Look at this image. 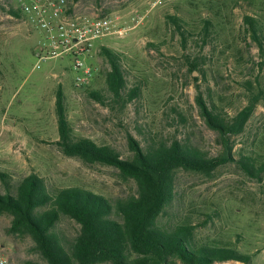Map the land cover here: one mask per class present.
<instances>
[{"label": "rangeland", "instance_id": "374dc122", "mask_svg": "<svg viewBox=\"0 0 264 264\" xmlns=\"http://www.w3.org/2000/svg\"><path fill=\"white\" fill-rule=\"evenodd\" d=\"M4 1L9 2L0 3ZM68 6L72 15L116 17L131 29L122 37L96 40L94 55L87 61L96 71L89 84L76 88L71 59L36 63L34 52L43 33L24 15L16 18L0 8V171L15 179L34 172L49 186L82 187L110 200L135 193L133 180L116 168L66 157L54 144L59 86L74 136L109 145L123 158L131 156L127 135L142 144L147 139H177L189 141L210 157L221 153L217 133L206 126L196 105V84L229 117L246 105L247 82L250 91L264 95V60L243 24V16L249 15L264 25V0H68ZM168 16L178 17L181 26L194 34L205 19L212 22L207 45L191 44L187 51L191 61L198 60L206 82L189 71ZM101 46L121 55L128 86L140 87V98L122 109H109L87 95L105 87L109 66L100 55ZM231 142L235 158L243 154L257 163L264 161V98ZM175 191L170 213L161 224L189 218L199 241L235 248L250 254L251 264H264V173L260 179L250 178L236 162L220 166L210 176L180 170ZM9 225L10 217L0 215L4 264H45L29 237L7 234ZM56 229L72 238L79 226L62 216Z\"/></svg>", "mask_w": 264, "mask_h": 264}, {"label": "trees", "instance_id": "16d2710c", "mask_svg": "<svg viewBox=\"0 0 264 264\" xmlns=\"http://www.w3.org/2000/svg\"><path fill=\"white\" fill-rule=\"evenodd\" d=\"M236 4V3H235ZM0 8L13 17L23 14L10 1L0 3ZM167 19L179 36L183 57L189 71H196L206 82L205 73L197 59L191 61L187 54L191 44L207 45L213 34V24L205 19L198 33L181 26L176 16ZM245 35L250 38L264 60V25L255 16L244 15ZM196 38V40L194 39ZM100 55L109 69L104 77L103 90H90L88 97L109 109H120L140 98L138 85L128 86L121 55L111 48L101 46ZM199 78H195L197 82ZM247 82L246 105L234 116L224 113L196 84L195 102L206 126L217 133L222 151L208 156L189 141L171 142L153 139L140 141L127 135L131 156L123 158L109 145L76 137L67 116L65 94L59 86L55 91L57 139L54 144L61 153L77 158L85 164H103L116 168L120 175L131 179L136 190L133 195L110 200L82 187H53L38 174L15 179L0 171V215L10 217L8 235L29 237L35 251L45 264H214L229 261L251 264V255L218 243L199 241L197 228L189 218L171 225L161 224L169 215L176 198L175 182L180 170L210 176L217 168L236 162L250 178L260 179L264 161L257 163L250 156L232 154L231 138L241 134L259 101L262 91L253 92ZM79 226L77 235L69 238L61 234L56 225L61 217ZM39 264V263H31Z\"/></svg>", "mask_w": 264, "mask_h": 264}, {"label": "built area", "instance_id": "2783aa9c", "mask_svg": "<svg viewBox=\"0 0 264 264\" xmlns=\"http://www.w3.org/2000/svg\"><path fill=\"white\" fill-rule=\"evenodd\" d=\"M36 29L43 33L34 52L36 63L50 59H71L73 84L84 87L96 68L87 61L94 55L96 40L125 36L131 27L120 25L116 17H85L70 13L68 0H9ZM5 260L0 254V264Z\"/></svg>", "mask_w": 264, "mask_h": 264}]
</instances>
